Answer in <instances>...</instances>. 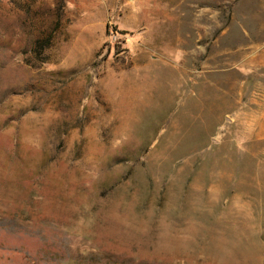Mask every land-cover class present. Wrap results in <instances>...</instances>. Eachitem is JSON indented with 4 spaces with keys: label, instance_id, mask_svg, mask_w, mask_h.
I'll list each match as a JSON object with an SVG mask.
<instances>
[{
    "label": "rangeland",
    "instance_id": "1",
    "mask_svg": "<svg viewBox=\"0 0 264 264\" xmlns=\"http://www.w3.org/2000/svg\"><path fill=\"white\" fill-rule=\"evenodd\" d=\"M0 264H264V0H0Z\"/></svg>",
    "mask_w": 264,
    "mask_h": 264
},
{
    "label": "bare ground",
    "instance_id": "2",
    "mask_svg": "<svg viewBox=\"0 0 264 264\" xmlns=\"http://www.w3.org/2000/svg\"><path fill=\"white\" fill-rule=\"evenodd\" d=\"M169 12H170V14L176 13L175 9H172Z\"/></svg>",
    "mask_w": 264,
    "mask_h": 264
}]
</instances>
